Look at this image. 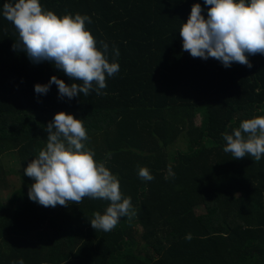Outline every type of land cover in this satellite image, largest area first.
<instances>
[{"label": "trees", "instance_id": "1", "mask_svg": "<svg viewBox=\"0 0 264 264\" xmlns=\"http://www.w3.org/2000/svg\"><path fill=\"white\" fill-rule=\"evenodd\" d=\"M5 2L0 264H264V157L237 160L223 151L225 132L264 116V55H250L251 68H225L184 51L179 31L196 3L207 19L205 0H40L61 18L89 16L86 28L98 50L106 43L109 63L120 71L106 75V94L61 98L55 84L37 94L35 85L53 76L69 86L80 82L52 62L34 64L26 52L13 50L19 34L3 16ZM61 112L83 120L86 146L118 176L123 196L132 198L137 215L122 217L111 232L90 223L109 201L85 197L52 208L28 196L34 181L24 170L46 147L47 124ZM7 155L17 157L20 173L13 165L5 169ZM140 168L154 179L142 180Z\"/></svg>", "mask_w": 264, "mask_h": 264}, {"label": "clouds", "instance_id": "2", "mask_svg": "<svg viewBox=\"0 0 264 264\" xmlns=\"http://www.w3.org/2000/svg\"><path fill=\"white\" fill-rule=\"evenodd\" d=\"M211 6L207 19L199 3L192 6L190 17L183 23L179 34L183 50L193 58H214L225 68L239 63L251 68L248 57L264 55V0H205ZM3 16L19 34V45L13 50L24 51L28 58L39 64L49 61L69 78L80 83L67 85L53 76L47 85H35L37 94H47L53 84L58 86L61 98L72 99L83 93L106 94V75L112 77L120 71L118 63H109L108 45L101 41L103 51L87 30L91 18L79 13L62 18L53 11H46L40 0L5 2ZM120 55L115 50V56ZM95 85V87H94ZM264 110V109H262ZM46 147L41 150L24 170L34 183L28 196L44 207L79 204L85 197L109 201L104 214L94 213L90 220L93 229L111 232L122 217L131 220L137 215L131 197H124L118 176L104 161L97 162L95 152L86 146L88 133L83 120L64 112L55 115L46 127ZM225 153L235 159L252 157L259 162L264 157V116L246 119L225 132ZM139 177L152 181L147 168L139 169ZM167 178V177H166ZM13 264H24L23 259Z\"/></svg>", "mask_w": 264, "mask_h": 264}, {"label": "rangeland", "instance_id": "3", "mask_svg": "<svg viewBox=\"0 0 264 264\" xmlns=\"http://www.w3.org/2000/svg\"><path fill=\"white\" fill-rule=\"evenodd\" d=\"M200 122H201V117L198 116V118H197L195 124H196V125H199ZM183 147H184V145L181 144V148H180V147H179V148H180V149H183ZM3 161H4V164H5V169H6V170L9 169V166H10V165H13V169H14L15 171H17V172H19V173L21 172L20 164L18 163V161H17V157H15V155H7V156H5V158H4ZM17 178H20L19 175H18ZM17 178H16V179H17ZM10 183L13 184V180H10ZM4 193H6V192H3V194H4Z\"/></svg>", "mask_w": 264, "mask_h": 264}]
</instances>
